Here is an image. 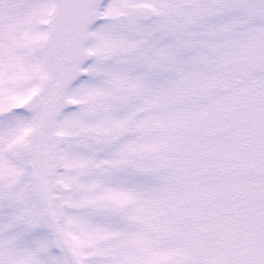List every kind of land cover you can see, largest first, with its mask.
Masks as SVG:
<instances>
[{
  "label": "snow or ice",
  "instance_id": "obj_1",
  "mask_svg": "<svg viewBox=\"0 0 264 264\" xmlns=\"http://www.w3.org/2000/svg\"><path fill=\"white\" fill-rule=\"evenodd\" d=\"M0 264H264V0H0Z\"/></svg>",
  "mask_w": 264,
  "mask_h": 264
}]
</instances>
